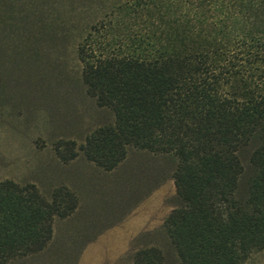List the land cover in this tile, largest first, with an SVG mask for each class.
<instances>
[{"label": "trees", "instance_id": "16d2710c", "mask_svg": "<svg viewBox=\"0 0 264 264\" xmlns=\"http://www.w3.org/2000/svg\"><path fill=\"white\" fill-rule=\"evenodd\" d=\"M112 2L77 53L87 95L115 120L78 151L105 172L130 150L171 161L162 230L180 264H247L264 251V0ZM64 146L60 159L75 160L76 143ZM78 207L67 187L46 197L0 182V264L45 252ZM132 259L165 264L156 247Z\"/></svg>", "mask_w": 264, "mask_h": 264}, {"label": "rangeland", "instance_id": "374dc122", "mask_svg": "<svg viewBox=\"0 0 264 264\" xmlns=\"http://www.w3.org/2000/svg\"><path fill=\"white\" fill-rule=\"evenodd\" d=\"M112 1L0 0V182L33 184L46 197L67 187L79 200L72 217L55 221L45 252L13 264H80L97 242L85 264H133L147 247L160 249L165 264H180L162 230L175 206L172 162L130 150L105 172L78 151L115 120L87 95L77 53ZM67 142L78 157L64 163L58 151ZM247 264H264V251Z\"/></svg>", "mask_w": 264, "mask_h": 264}, {"label": "crops", "instance_id": "0c3cea01", "mask_svg": "<svg viewBox=\"0 0 264 264\" xmlns=\"http://www.w3.org/2000/svg\"><path fill=\"white\" fill-rule=\"evenodd\" d=\"M96 246H98V242L97 243H93L90 246H88V248H87V250L85 251V254H84L85 256L82 258L80 264H85V262L87 261L86 256L89 254V252L91 250H93L94 248H96Z\"/></svg>", "mask_w": 264, "mask_h": 264}]
</instances>
